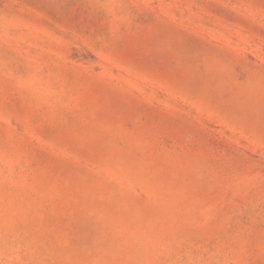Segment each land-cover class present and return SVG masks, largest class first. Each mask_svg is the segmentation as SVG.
<instances>
[{"label":"rangeland","instance_id":"1","mask_svg":"<svg viewBox=\"0 0 264 264\" xmlns=\"http://www.w3.org/2000/svg\"><path fill=\"white\" fill-rule=\"evenodd\" d=\"M0 264H264V0H0Z\"/></svg>","mask_w":264,"mask_h":264}]
</instances>
